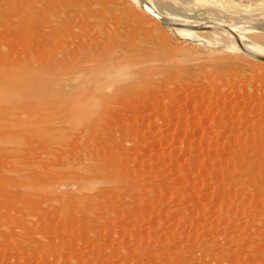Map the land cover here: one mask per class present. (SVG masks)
<instances>
[{"label": "rangeland", "instance_id": "rangeland-1", "mask_svg": "<svg viewBox=\"0 0 264 264\" xmlns=\"http://www.w3.org/2000/svg\"><path fill=\"white\" fill-rule=\"evenodd\" d=\"M0 264H264V0H0Z\"/></svg>", "mask_w": 264, "mask_h": 264}, {"label": "bare ground", "instance_id": "bare-ground-1", "mask_svg": "<svg viewBox=\"0 0 264 264\" xmlns=\"http://www.w3.org/2000/svg\"><path fill=\"white\" fill-rule=\"evenodd\" d=\"M65 19L69 22L70 20H69V17H65ZM67 21H65V20H63V21H61L62 23H61V25L60 26H54V27H49V23H47L46 22V20L45 21H42V22H40V23H36V28L38 29V30H45V29H47L48 31H50V32H57V31H59V30H61L62 28H64L65 27V25H66V22ZM49 22H50V20H49ZM67 22V23H68ZM65 23V24H64ZM91 25L90 26H92L93 28H94V30H96V31H98V32H100L101 31V25L99 24V23H95V22H91L90 23ZM82 40V39H81ZM92 40H93V38H92ZM73 41V40H72ZM89 41V40H88ZM81 43V42H80ZM86 43V42H85ZM89 43V42H88ZM83 44H81V46H82ZM84 46V45H83ZM73 47V46H72ZM85 48V47H84ZM91 48H92V46H91ZM74 49V48H73ZM126 50V49H125ZM76 51V50H75ZM127 51V50H126ZM85 52V51H84ZM88 55V54H87ZM115 56V55H114ZM76 57H77V55H76ZM87 57V56H86ZM110 57V56H109ZM72 58V57H71ZM55 60H57V59H55ZM68 60V59H67ZM129 61H131V62H134V60H132V59H128ZM70 61V60H69ZM68 62V61H67ZM74 62V61H73ZM118 65V64H117ZM93 68V67H92ZM96 71H98V73L99 72H101L100 70H98V68H97V70ZM105 71V70H104ZM107 71V70H106ZM115 70H113L112 72H114ZM108 72V71H107ZM117 71H115V73H116ZM130 72V71H129ZM105 73V72H104ZM88 74H90V73H88ZM95 74V73H94ZM110 73H108L107 75V77L105 76L106 74H104V76L106 77V79H101V78H99L98 80H100V82H98L97 83V85H98V87H95V89H94V91H92V97H98L99 98V100L100 99H102V100H105V98H108V96L110 95V92L112 91V90H114V89H116V88H121V89H128L129 88V85H132L131 83H133V81H132V74L133 73H122V74H120L119 73V78L117 79L116 77H113V75H115L114 73L112 74V75H109ZM118 74V73H117ZM116 74V75H117ZM98 75H100V74H98ZM95 76V75H94ZM104 77V78H105ZM14 78V77H13ZM89 77L87 76V79H88ZM9 79V78H8ZM10 79H12L11 77H10ZM15 79V78H14ZM87 79H86V81H87ZM15 81V80H14ZM87 82H89V81H87ZM91 82V81H90ZM116 83H117V86H116ZM89 84V83H88ZM83 85H85V84H83ZM81 88H83V86L81 87ZM87 88V87H86ZM89 88V87H88ZM83 90H84V88H83ZM81 91V90H80ZM90 91V90H89ZM86 93H87V91H86ZM116 98V97H115ZM93 99V98H92ZM147 103H145V105H146ZM157 104V103H156ZM158 104H159V102H158ZM40 105H42V104H40ZM109 105V104H108ZM148 105V104H147ZM159 106V105H158ZM55 107V106H54ZM78 108H81V107H78ZM92 109V108H91ZM90 109V110H91ZM74 111L76 110V108H74L73 109ZM81 110H82V108H81ZM89 110V109H88ZM89 110V111H90ZM94 110H96V109H92L90 112H93ZM74 111H73V113H74ZM90 112H89V114H90ZM72 113V114H73ZM77 113H79L78 115H77ZM77 113H76V116H73L72 115V122H75V121H77V120H79L80 119V114H81V111H77ZM75 115V114H74ZM224 116H226V115H224ZM227 117V116H226ZM219 118V117H218ZM69 119V118H68ZM74 120V121H73ZM69 121V120H68ZM71 122V121H70ZM219 122V121H218ZM217 123V122H216ZM220 123H221V121H220ZM224 123V122H223ZM215 125H217V124H215ZM222 124H220V126H221ZM225 128V127H224ZM202 157V156H201ZM191 158V157H190ZM202 159V158H201ZM190 160V159H189ZM201 161V160H200ZM195 162V161H194ZM192 163V162H191ZM185 188V187H184ZM181 189V188H180ZM186 189V188H185ZM187 190V189H186ZM182 191V190H181ZM181 191H179V192H181ZM183 192V191H182ZM177 195V194H176ZM175 195V196H176ZM179 196V195H178ZM195 204V203H194ZM197 204V203H196ZM195 206V205H194ZM209 209V208H208ZM258 250V249H257Z\"/></svg>", "mask_w": 264, "mask_h": 264}, {"label": "water", "instance_id": "water-1", "mask_svg": "<svg viewBox=\"0 0 264 264\" xmlns=\"http://www.w3.org/2000/svg\"><path fill=\"white\" fill-rule=\"evenodd\" d=\"M147 12H149V14H151L155 19H159L158 17H157V15H155L152 11H150V10H146Z\"/></svg>", "mask_w": 264, "mask_h": 264}]
</instances>
